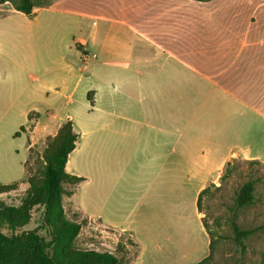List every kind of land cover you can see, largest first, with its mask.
<instances>
[{"label": "crops", "instance_id": "0c3cea01", "mask_svg": "<svg viewBox=\"0 0 264 264\" xmlns=\"http://www.w3.org/2000/svg\"><path fill=\"white\" fill-rule=\"evenodd\" d=\"M34 12L61 36L41 52L43 78L29 74L43 110L72 111L78 99L87 110L81 134L67 114L79 137L66 171L85 180L64 209L129 236L131 264L143 241L154 245L148 261L187 258L158 253L137 210L158 207L153 196L197 199L226 164L264 151L254 134L264 133V0H58ZM137 180L151 182L135 202Z\"/></svg>", "mask_w": 264, "mask_h": 264}, {"label": "rangeland", "instance_id": "374dc122", "mask_svg": "<svg viewBox=\"0 0 264 264\" xmlns=\"http://www.w3.org/2000/svg\"><path fill=\"white\" fill-rule=\"evenodd\" d=\"M18 1L5 0L0 3V184L18 183L16 190L0 195V204L20 209L30 190L27 179L31 176L40 179L42 154L47 141L58 133L61 128L59 125L64 124L69 112L75 118L78 134H81L87 110L80 99L72 105V111L59 107L58 111L43 110V95L36 90L38 84L29 74L43 78V71L39 68L41 52L49 44L58 45L60 40L57 38L61 36L46 32L42 16L35 19L16 11L14 4ZM33 1L46 6L58 0ZM21 126L27 130H21ZM16 133H19L18 136H15ZM254 134L258 137L264 135L256 130ZM254 154L253 159L238 157L229 162L220 178L207 184L206 188L209 187V190L202 198L201 213L197 209L193 190L189 196L185 192L183 195L167 197L163 204L157 203V197L153 196L151 202L158 204V207L149 212L146 204L139 205L137 211L140 220L145 226L150 225L153 240L163 248L158 253L170 254L169 251H175V248L177 252L188 250L190 256L184 259H178V254L173 252V263L198 264L209 254L210 238L202 224L204 219L215 238L213 260L209 264H264V151ZM75 157L85 169L84 141ZM100 157V151L92 156L94 160ZM247 181L255 182V201L248 207L236 209V195ZM136 182L138 187L134 190L135 202L141 199L140 193L147 190L151 181ZM64 187L74 190L77 186ZM119 189H115V196ZM66 198L67 196L63 197V200ZM65 212L68 221L81 223L82 226L79 235L70 245L69 252H110L121 259V264H131L139 254L138 244L129 236L107 228L100 222L91 221L79 213H73L70 208ZM43 213L41 205L33 207L29 212V224L19 228L16 233L38 228L42 224ZM234 214L240 229L250 231L243 241V247L235 241L231 229L230 220ZM2 231L12 235L7 228ZM38 234L46 241L51 240L47 229H39ZM142 243L146 252L142 254L138 264H164V259L156 262L146 260L147 249L150 247L152 250L154 245L144 241Z\"/></svg>", "mask_w": 264, "mask_h": 264}, {"label": "trees", "instance_id": "16d2710c", "mask_svg": "<svg viewBox=\"0 0 264 264\" xmlns=\"http://www.w3.org/2000/svg\"><path fill=\"white\" fill-rule=\"evenodd\" d=\"M4 1L0 0V3ZM41 6L33 0H19L15 2L14 9L32 17L35 15L34 10ZM88 99L91 103L93 102L91 93L88 94ZM21 130H24V127H21ZM18 134L16 133L15 136ZM78 137L74 131L73 122L70 119L66 120L58 133L47 141L42 154L43 166L40 169V179L35 176L27 179L30 190L23 206L19 209L0 204V264H121L118 256L108 252L68 251L82 228L81 223L66 219L63 206V197L73 194V190H67L64 185L78 186L85 180L66 171L68 158L76 148ZM17 188L18 183L0 184V195ZM208 190L209 187L203 189L198 195L199 213H201L202 198ZM255 195V182H245L236 195V209L250 206L255 201ZM38 205L44 208L42 224L34 230L16 233L19 228L29 224V212ZM202 224L210 238L209 254L198 264H209L213 260L215 238L208 230L204 219ZM230 225L235 241L243 247V241L250 231L240 229L236 222V214L231 218ZM4 228L9 229L12 235L5 234L2 231ZM39 229L49 230L51 240L46 241L41 237L38 234Z\"/></svg>", "mask_w": 264, "mask_h": 264}]
</instances>
